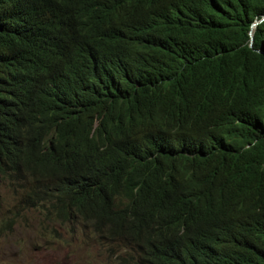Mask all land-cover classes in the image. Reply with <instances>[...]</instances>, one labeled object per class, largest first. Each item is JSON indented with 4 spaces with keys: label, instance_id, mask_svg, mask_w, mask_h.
Returning <instances> with one entry per match:
<instances>
[{
    "label": "trees",
    "instance_id": "16d2710c",
    "mask_svg": "<svg viewBox=\"0 0 264 264\" xmlns=\"http://www.w3.org/2000/svg\"><path fill=\"white\" fill-rule=\"evenodd\" d=\"M0 212L264 264V0H0Z\"/></svg>",
    "mask_w": 264,
    "mask_h": 264
},
{
    "label": "rangeland",
    "instance_id": "374dc122",
    "mask_svg": "<svg viewBox=\"0 0 264 264\" xmlns=\"http://www.w3.org/2000/svg\"><path fill=\"white\" fill-rule=\"evenodd\" d=\"M1 208L8 209V203H2ZM36 224L35 219L28 225L16 222L12 232L0 237V264H117L120 253L115 244L103 239L96 241L82 235L86 232L81 230L73 236L68 228L55 229L59 235L55 238L49 224L37 236L31 231Z\"/></svg>",
    "mask_w": 264,
    "mask_h": 264
},
{
    "label": "clouds",
    "instance_id": "9594fccd",
    "mask_svg": "<svg viewBox=\"0 0 264 264\" xmlns=\"http://www.w3.org/2000/svg\"><path fill=\"white\" fill-rule=\"evenodd\" d=\"M133 1L137 2L138 4H140V0H133ZM253 26H254V24H252L251 29H252ZM249 37H251V31H249Z\"/></svg>",
    "mask_w": 264,
    "mask_h": 264
}]
</instances>
